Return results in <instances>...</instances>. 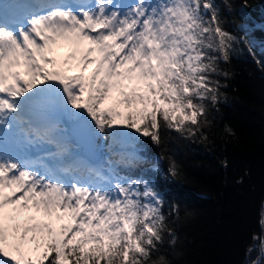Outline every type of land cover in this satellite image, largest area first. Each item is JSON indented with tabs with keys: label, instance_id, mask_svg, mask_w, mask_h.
<instances>
[{
	"label": "snow or ice",
	"instance_id": "obj_1",
	"mask_svg": "<svg viewBox=\"0 0 264 264\" xmlns=\"http://www.w3.org/2000/svg\"><path fill=\"white\" fill-rule=\"evenodd\" d=\"M236 39L213 0L0 3V264H170L163 256L152 260L167 237L177 242L161 194L114 170L104 176L62 125L91 137L122 135L115 127L122 113L102 107L118 90L117 104L144 105L143 126L129 113L127 128L157 144L161 124L196 136L208 123L209 105L219 100L218 60L229 59ZM61 41L74 49L58 68L49 53ZM74 68L79 74L69 75ZM119 162L127 158L121 154ZM170 172L178 175L175 165ZM9 205L16 213L34 208L71 222L59 231L32 223L21 232L19 223L5 225L17 219L5 216ZM29 233L48 237L35 259L23 250Z\"/></svg>",
	"mask_w": 264,
	"mask_h": 264
},
{
	"label": "trees",
	"instance_id": "obj_2",
	"mask_svg": "<svg viewBox=\"0 0 264 264\" xmlns=\"http://www.w3.org/2000/svg\"><path fill=\"white\" fill-rule=\"evenodd\" d=\"M213 2L223 28L237 39L229 59L218 60L213 80L219 82V100L209 105L208 123L200 133L189 136L161 124V142L157 144L126 126L129 113L143 126L138 115L143 104H117L123 97L113 90L102 105L122 113L115 125L122 135L115 139L98 135L103 175L111 176L114 170L119 177L148 181L165 201L163 212L177 242L172 245L167 237L153 253V261L163 256L170 264H252L259 255L254 247L262 237L264 210V0ZM244 23L259 27L241 28ZM256 41L261 45H255ZM84 74L91 73L87 70ZM161 105L167 106L163 101ZM124 135L131 140L127 150L135 156L114 153ZM121 154L127 162H119ZM173 165L178 170L176 176L170 172ZM16 217L6 227L19 223L22 232L24 226L39 223L29 220L26 213H16ZM47 239V233H29L23 245L25 254L33 259L40 256Z\"/></svg>",
	"mask_w": 264,
	"mask_h": 264
},
{
	"label": "water",
	"instance_id": "obj_3",
	"mask_svg": "<svg viewBox=\"0 0 264 264\" xmlns=\"http://www.w3.org/2000/svg\"><path fill=\"white\" fill-rule=\"evenodd\" d=\"M68 128V132L73 140V143L77 146H81L82 149L87 153L88 157H92L94 161H98L99 153L96 151V143L97 138L87 136L83 133V131L73 125L66 124ZM264 207V204H263ZM264 210L261 219V228H262V237L260 239V244L256 245L254 248L258 249L259 255L252 262V264H261L264 261V247H262V241H264Z\"/></svg>",
	"mask_w": 264,
	"mask_h": 264
},
{
	"label": "rangeland",
	"instance_id": "obj_4",
	"mask_svg": "<svg viewBox=\"0 0 264 264\" xmlns=\"http://www.w3.org/2000/svg\"><path fill=\"white\" fill-rule=\"evenodd\" d=\"M248 13H249V12H248ZM242 15L245 16V14H244L243 12H242ZM244 25H246V26H244ZM240 27H241V28H245V29H252V28H258L259 26H257V25H251V24H249V23H244L243 25H240ZM255 45H261V42H260V41H256V42H255ZM58 46H61V47L64 48V51H63V53H62V54H63V56H62V60L60 61V62H61L60 64H63L64 59L69 55V53H71V52L73 51V49H74V45H71V44H69V43H67V42L61 41L58 45L54 46V48H55V47H58ZM72 63H73V65H75V64L77 63V61H73ZM77 70H79V69H75V68H74V70H73L72 72H69L68 74L70 75V74H72L73 72H75V71H77ZM125 89H126V88H125ZM65 134H66V132H65ZM119 142H120V144H119V145H120V146H119L120 151H124V150H126V146L129 144V140H128V138H125V137L120 138V139H119ZM46 147H49V146H46ZM51 150H52V149H51ZM130 154H134V153H130ZM14 207H15V206H14ZM14 207H12V206L9 207V206H8L7 208L4 209V214H5L6 217L9 216V213L11 212V210H12ZM31 210H32L36 215H39L40 217H49V216H47L43 211L37 212L34 208H32ZM21 211H23V210H21ZM31 214H33V213H31ZM52 217H53L52 224H53V226L55 227V229L58 230V231H59V224H60V222H62V223H61L62 225L70 222V218L67 217V216H65V219H64V220H57V219L55 218V214H54Z\"/></svg>",
	"mask_w": 264,
	"mask_h": 264
}]
</instances>
